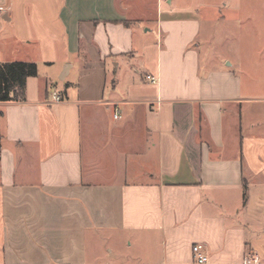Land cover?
<instances>
[{
    "label": "crops",
    "instance_id": "0c3cea01",
    "mask_svg": "<svg viewBox=\"0 0 264 264\" xmlns=\"http://www.w3.org/2000/svg\"><path fill=\"white\" fill-rule=\"evenodd\" d=\"M174 3L0 0V65L38 67L0 103V264H264L263 69L203 68Z\"/></svg>",
    "mask_w": 264,
    "mask_h": 264
},
{
    "label": "rangeland",
    "instance_id": "374dc122",
    "mask_svg": "<svg viewBox=\"0 0 264 264\" xmlns=\"http://www.w3.org/2000/svg\"><path fill=\"white\" fill-rule=\"evenodd\" d=\"M174 11H190L201 21L196 40L200 63L236 68L257 66L264 75V0H175ZM264 77V76H263Z\"/></svg>",
    "mask_w": 264,
    "mask_h": 264
},
{
    "label": "trees",
    "instance_id": "16d2710c",
    "mask_svg": "<svg viewBox=\"0 0 264 264\" xmlns=\"http://www.w3.org/2000/svg\"><path fill=\"white\" fill-rule=\"evenodd\" d=\"M38 67L30 62H8L0 65V103L24 102L26 82L36 77ZM248 186L244 184L243 201L246 203Z\"/></svg>",
    "mask_w": 264,
    "mask_h": 264
},
{
    "label": "built area",
    "instance_id": "2783aa9c",
    "mask_svg": "<svg viewBox=\"0 0 264 264\" xmlns=\"http://www.w3.org/2000/svg\"><path fill=\"white\" fill-rule=\"evenodd\" d=\"M147 80L151 83H156V78L155 77H151L148 76ZM52 99H53V104H58L62 102V97L58 94V93H53L52 95ZM113 118L115 120H118L121 118L120 116V111L115 108L114 109V114H113ZM193 254H194V263L195 264H207L208 263V258L207 256L201 251V248L198 246H195L193 248ZM259 263V259L258 257H251L248 256L245 260H244V264H257Z\"/></svg>",
    "mask_w": 264,
    "mask_h": 264
}]
</instances>
